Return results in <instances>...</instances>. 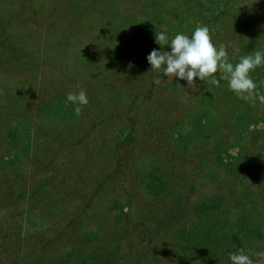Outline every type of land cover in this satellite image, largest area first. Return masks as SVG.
<instances>
[{
  "label": "rangeland",
  "instance_id": "obj_1",
  "mask_svg": "<svg viewBox=\"0 0 264 264\" xmlns=\"http://www.w3.org/2000/svg\"><path fill=\"white\" fill-rule=\"evenodd\" d=\"M197 24L233 64L264 52V0H0V264H231L236 249L264 251L201 258L178 238L215 194L264 224V104L147 60L171 51L156 32ZM251 75L264 93V66ZM80 89L77 116L66 97Z\"/></svg>",
  "mask_w": 264,
  "mask_h": 264
},
{
  "label": "clouds",
  "instance_id": "obj_2",
  "mask_svg": "<svg viewBox=\"0 0 264 264\" xmlns=\"http://www.w3.org/2000/svg\"><path fill=\"white\" fill-rule=\"evenodd\" d=\"M155 42L163 48L171 45V51L153 49L147 56L151 70L168 78L179 77L186 80L189 87L195 88V78L199 77L210 86H220L221 80L227 82L228 87L239 99L250 101L253 104L258 100L264 104V93L258 91V85L251 73L257 67L264 66V52L254 51L251 54L240 56L239 62L233 64L229 60L228 45L223 43L217 46L210 29L206 25L197 24L191 36L178 32L169 37L165 27L156 32ZM239 52V48H233ZM153 83L159 85L161 80L155 78ZM79 87V85H76ZM211 91V87L208 88ZM68 102L76 104L75 114L80 116L83 106L89 103L86 90L69 92L66 97ZM252 254L244 247L229 253L231 264H264V251H257Z\"/></svg>",
  "mask_w": 264,
  "mask_h": 264
},
{
  "label": "trees",
  "instance_id": "obj_3",
  "mask_svg": "<svg viewBox=\"0 0 264 264\" xmlns=\"http://www.w3.org/2000/svg\"><path fill=\"white\" fill-rule=\"evenodd\" d=\"M236 161L244 165L246 163L247 170H251L261 159L259 156L249 159L242 156ZM164 185H166L165 180L160 181L153 193L156 195L161 193ZM261 199L264 200V194ZM227 203L225 194L209 196L208 200L196 204L193 208V212L197 215L196 226L195 224L191 228L182 226L178 231L179 240L201 258L214 257L226 246L245 244L251 248L254 242H264V224L255 221L252 211L248 206L246 207L247 203L239 205L240 213L234 215L235 217H232L231 212L238 207ZM207 221L208 225H206Z\"/></svg>",
  "mask_w": 264,
  "mask_h": 264
}]
</instances>
